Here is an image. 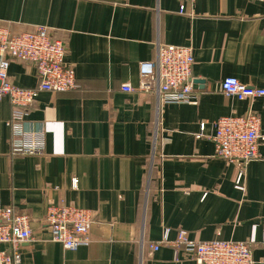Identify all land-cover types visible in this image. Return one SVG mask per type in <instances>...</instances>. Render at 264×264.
Here are the masks:
<instances>
[{"label":"crops","instance_id":"0c3cea01","mask_svg":"<svg viewBox=\"0 0 264 264\" xmlns=\"http://www.w3.org/2000/svg\"><path fill=\"white\" fill-rule=\"evenodd\" d=\"M0 25L46 27L76 77L69 92L37 94L23 122L42 138L34 155L15 153L21 137L0 99V200L27 215L33 233L20 264H197L187 253L175 262L170 245L150 249L165 230L170 243L180 231L193 242H243L264 264V140L240 191L237 166L215 157L210 138L219 118L249 112L264 137V96L239 101L219 90L225 77L264 89V2L0 0ZM158 45L191 49V79L202 82L192 84V102L121 90L138 85L139 64L154 61ZM7 78L37 85L27 62L11 61ZM58 205L90 212L87 246L50 240L43 219Z\"/></svg>","mask_w":264,"mask_h":264},{"label":"built area","instance_id":"2783aa9c","mask_svg":"<svg viewBox=\"0 0 264 264\" xmlns=\"http://www.w3.org/2000/svg\"><path fill=\"white\" fill-rule=\"evenodd\" d=\"M179 11L183 12V6ZM65 53L64 43L51 37L46 27L13 33L9 27L0 25V99H8L11 116L7 124L14 136L21 137L15 153L34 155L43 148L41 136L23 130L24 119L37 94L65 93L76 88L75 72L65 63ZM11 61L27 62L35 67V88H20L8 80L7 68ZM193 64L189 47L158 45L155 60L139 64L138 85L133 87L124 84L121 90L125 93L153 94L162 103L192 102ZM219 90L224 96L239 101L251 102L264 96V89L243 85L235 77H225L219 84ZM259 128V116L250 112L246 115L221 117L214 123L215 132L210 137L214 144V155L237 166L235 188L240 191L245 190V166L259 157L258 143L264 140L259 134ZM43 220L50 240L64 249L74 251L90 242L89 226L92 217L86 209L72 205L49 206ZM168 234L169 231L165 230L161 242L151 245L150 249L157 250L160 245H170L175 262L179 261L182 253H187L197 264H254L250 248L243 242H193L185 232L180 231L170 243ZM32 238L29 217L16 212L10 205H4L0 200V264H20L19 246L30 242Z\"/></svg>","mask_w":264,"mask_h":264},{"label":"water","instance_id":"95a60500","mask_svg":"<svg viewBox=\"0 0 264 264\" xmlns=\"http://www.w3.org/2000/svg\"><path fill=\"white\" fill-rule=\"evenodd\" d=\"M191 82H192V84H194V83H202L201 81H198V80H194V81L192 80Z\"/></svg>","mask_w":264,"mask_h":264}]
</instances>
